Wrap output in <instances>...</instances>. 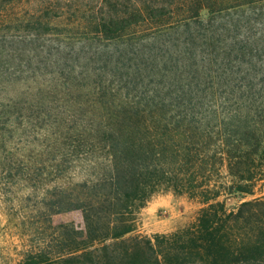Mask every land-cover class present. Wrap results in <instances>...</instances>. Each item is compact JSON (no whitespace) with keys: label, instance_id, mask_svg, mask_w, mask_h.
Listing matches in <instances>:
<instances>
[{"label":"trees","instance_id":"trees-1","mask_svg":"<svg viewBox=\"0 0 264 264\" xmlns=\"http://www.w3.org/2000/svg\"><path fill=\"white\" fill-rule=\"evenodd\" d=\"M0 171L83 221L21 264H264V0H0ZM162 188L192 220L131 233Z\"/></svg>","mask_w":264,"mask_h":264},{"label":"rangeland","instance_id":"rangeland-1","mask_svg":"<svg viewBox=\"0 0 264 264\" xmlns=\"http://www.w3.org/2000/svg\"><path fill=\"white\" fill-rule=\"evenodd\" d=\"M22 154L29 153L33 160L36 148L21 147ZM40 186L6 177L0 171V264H21L24 254L35 250L42 242L50 240L54 224L69 221L76 228H83V221L78 209L50 213L45 220L40 208ZM264 193V172L252 194H245L242 199ZM233 204L236 198L226 200ZM200 203L185 193H175L169 188L153 192L136 213V222L131 233L151 234L170 232L186 225Z\"/></svg>","mask_w":264,"mask_h":264}]
</instances>
